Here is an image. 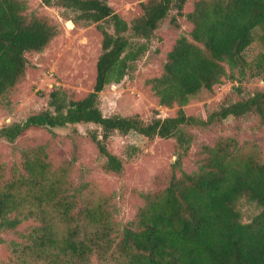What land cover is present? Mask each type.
<instances>
[{"label": "trees", "instance_id": "trees-1", "mask_svg": "<svg viewBox=\"0 0 264 264\" xmlns=\"http://www.w3.org/2000/svg\"><path fill=\"white\" fill-rule=\"evenodd\" d=\"M41 2L72 10L76 21L109 20L113 32L99 26L101 52L92 90L78 99L69 98L60 88L51 90V109L0 129V136L8 141L29 127L52 130L74 123H94L101 128V134L92 133L91 138L106 158L105 168L119 172L121 160L106 146L107 138L115 131H135L149 139L173 137L185 152L192 140L186 131L191 125L248 114L257 115L264 123L263 91L223 102L202 118L187 115L183 109L202 89L211 90L220 83L227 69L243 73L248 65L244 52L255 40L257 28L261 29L258 39L264 46V0H196L185 14L182 9L186 0H147L140 2L141 15L130 23L105 0ZM172 9L191 23L190 38L181 35L176 39L167 52L162 72L148 82L159 105L177 106L175 114L155 115L148 122L138 115L105 116L99 108L98 94L105 85L119 82L132 70L146 52L148 39ZM25 10V0H0V97L24 75L25 53L42 50L57 34L55 25L37 17L28 19ZM257 59L259 65L264 53ZM257 69L254 75L263 72V68ZM205 151L198 170L192 173L177 176L174 171L180 156L175 158L167 185L143 194L144 204L123 227L118 240L107 211L83 205L78 207L79 213H74L77 203L72 196L55 200L59 190L55 183L48 182L45 162L25 160L27 176L3 183L0 172V227L14 228L26 217L21 207L25 198L22 192L37 188L35 198L52 203V209L65 220L64 234L51 222H44L33 232L31 247L35 255L52 257L51 264H58L59 254L65 257L61 264H89L96 249L100 257L114 264H264V162L243 157L231 138L220 139L214 146H206ZM243 196L261 206L248 223L241 221L235 207ZM78 219L90 225L91 231L86 233L85 228L80 233V226L74 223Z\"/></svg>", "mask_w": 264, "mask_h": 264}, {"label": "rangeland", "instance_id": "rangeland-1", "mask_svg": "<svg viewBox=\"0 0 264 264\" xmlns=\"http://www.w3.org/2000/svg\"><path fill=\"white\" fill-rule=\"evenodd\" d=\"M105 1L130 23L141 15L140 2L147 0ZM194 1L186 0L182 9L184 14L192 10ZM25 2L27 18L46 20L56 26L57 34L42 50L25 53L27 65L24 75L0 97V129L51 109L48 101L53 89L60 88L74 99L90 92L96 76V60L101 52L99 26L113 32L109 20L76 21V13L60 5L47 6L41 0ZM172 17L175 21L171 20ZM191 27L184 15H178L172 9L148 39L146 52L140 55L132 70L119 82L105 85L98 94L102 113L105 116L138 115L144 122L155 115H174L177 106L159 105L148 80L162 72L167 52L176 39L181 35L190 38ZM260 33L259 28L254 31L255 40L244 52L248 65L243 73L227 69L228 74L220 83L211 90L202 89L183 107L187 115L202 118L217 110L223 102L242 99L257 91L264 92V59L256 64L257 57L264 53V46L258 39ZM257 68L261 71L263 68V72L254 75ZM186 131L192 140L185 152L173 137L149 139L135 131L127 134L113 132L107 138L106 146L122 163L121 170L114 172L105 168L106 158L91 138L92 133L100 136L98 125L80 122L52 130L44 126L29 127L13 141L0 136L1 181L4 183L27 176L25 160L45 162L48 182L55 183L59 190L55 200L65 199V195L72 196L77 203L74 213H79L78 207L83 205L101 207L108 212L118 240L123 227L136 217L144 204L143 194L161 190L167 185L173 172L171 165L177 156H180V163L175 174L192 173L203 161L206 146L231 138L243 157L264 162V123L255 114L230 116L207 125H191ZM36 192L37 188L22 192L25 198L21 207L27 214L21 222L14 228L0 227V264H51L52 257L38 258L35 255L31 247L33 232L39 230L44 222H51L60 234H64L65 220L52 209V203L35 198ZM235 207L243 223L250 222L261 211V206L245 196L235 202ZM82 220L74 223L80 226V233L85 228L88 233L92 227ZM59 256L58 264H61L65 257ZM89 264L114 263L109 258L100 257L96 249L91 253Z\"/></svg>", "mask_w": 264, "mask_h": 264}]
</instances>
